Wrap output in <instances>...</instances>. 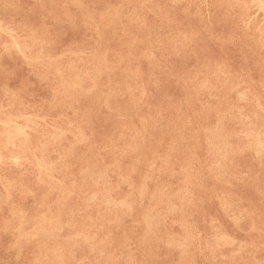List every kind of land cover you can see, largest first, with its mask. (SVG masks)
I'll return each mask as SVG.
<instances>
[{"label": "rangeland", "instance_id": "374dc122", "mask_svg": "<svg viewBox=\"0 0 264 264\" xmlns=\"http://www.w3.org/2000/svg\"><path fill=\"white\" fill-rule=\"evenodd\" d=\"M259 1L0 0V264H264Z\"/></svg>", "mask_w": 264, "mask_h": 264}, {"label": "bare ground", "instance_id": "6f19581e", "mask_svg": "<svg viewBox=\"0 0 264 264\" xmlns=\"http://www.w3.org/2000/svg\"><path fill=\"white\" fill-rule=\"evenodd\" d=\"M37 1H38V0H37ZM225 1H226V0H225ZM258 1H259V0H258ZM259 2H260V1H259ZM11 3H12V2H11ZM130 4H131V3H130ZM250 4H251V3H250ZM258 4H259V3H258ZM118 5H119V4H118ZM256 5H257V4H256ZM259 5H261V4H259ZM10 6H11V5H10ZM254 6H255V5H254ZM256 7H257V6H256ZM116 8H117V7H116ZM159 8H160V7H159ZM262 8H263V7H262ZM140 10H141V9H140ZM143 10H144V9H143ZM195 10H196V9H195ZM156 11H157V10H156ZM186 11H187V10H186ZM117 12H118V11H117ZM132 12H133V11H132ZM104 15H105V14H104ZM8 17H9V16H8ZM131 18H132V17H131ZM249 18H250V17H249ZM253 18H254V16H253ZM87 19H88V18H87ZM156 19H157V18H156ZM133 20H134V19H133ZM248 20H249V19H248ZM263 20H264V19H263ZM69 21H70V20H69ZM118 22H119V21H118ZM245 22H246V21H245ZM261 22H262V21H261ZM1 23H2V22H1ZM157 23H158V22H157ZM59 25H60V24H59ZM7 27H8V26H7ZM7 27H6V28H7ZM188 28H189V27H188ZM159 29H160V28H159ZM121 30H122V29H121ZM129 30H130V29H129ZM3 31H4V30H3ZM13 31H14V30H13ZM162 31H163V30H162ZM135 32H136V31H135ZM5 33H6V32H5ZM147 33H148V32H147ZM185 33H186V32H185ZM25 34H26V33H25ZM27 34H28V33H27ZM168 34H169V33H168ZM15 35H17V34H15ZM95 35H96V34H95ZM124 35H125V34H124ZM5 36H8V35H5ZM20 36H22V35H20ZM25 36L27 37V35H25ZM177 36H178V35H177ZM177 36H176V37H177ZM213 36H215V35H213ZM31 37H32V36H31ZM31 37H29V38H31ZM220 37H221V36H220ZM16 38H17V37H16ZM29 38H28V40H29ZM94 38H95V37H94ZM170 38H171V37H170ZM11 39H12V38H11ZM22 39H23V38H22ZM25 40H26V39H25ZM209 40H210V39H209ZM171 41H172V40H171ZM250 41H251V40H250ZM24 42H25V41H24ZM26 42H27V41H26ZM26 42H25V43H26ZM97 42H98V41H97ZM206 42H207V41H206ZM218 42H219V41H218ZM11 43H12V42H11ZM30 43H31V42H30ZM33 43H35V42H33ZM43 43H44V42H43ZM99 43H100V42H99ZM167 43H168V42H167ZM14 44H15V43H14ZM20 44H21V43H20ZM176 44H177V43H176ZM18 45H19V44H18ZM26 45H27V43H26ZM3 46H4V44H3ZM30 46H32V45L30 44ZM169 46H170V45H169ZM180 46H181V45H180ZM187 46H188V45H187ZM6 47H7V46H6ZM9 47H10V46H9ZM17 47H20V46H17ZM17 47H16V48H17ZM40 47H41V46H40ZM207 47H208V46H207ZM7 48H8V47H7ZM29 48H30V47H29ZM181 48H182V47H181ZM211 48H212V47H211ZM260 48H261V47H260ZM10 49H11V48H10ZM14 49H15V48H14ZM30 49H31V48H30ZM65 49H66V48H65ZM171 49H172V48H171ZM175 49H176V48H175ZM5 50H6V49H5ZM20 50H21V49H20ZM20 50H19V51H20ZM26 50H27V49H26ZM8 51H9V50H8ZM22 51H23V50H22ZM27 51H28V50H27ZM48 51H49V50H48ZM174 51H175V50H174ZM199 51H200V50H199ZM199 51H198V52H199ZM9 52H10V51H9ZM25 52H26V51H25ZM59 52H60V51H59ZM68 52H69V51H68ZM1 53H2V52H1ZM29 53H30V52H29ZM62 53H65V52H62ZM62 53H61V55H63ZM66 53H67V52H66ZM76 53H79V52H76ZM118 53H119V52H118ZM10 54H11V53H10ZM13 54H14V53H13ZM48 54H49V53H48ZM145 54H147V53H145ZM23 55H24V54H23ZM30 55H31V54H30ZM32 55H33V54H32ZM35 55H36V54H35ZM44 55H45V54H44ZM73 55H75V53H74ZM76 55H77V54H76ZM51 56H52V55H51ZM55 56H56V55H55ZM57 56H58V55H57ZM145 56H146V55H145ZM29 57H30V56H29ZM44 57H45V56H44ZM49 57H50V56H49ZM49 57H48V58H49ZM61 57H62V56H61ZM64 57H65V56H64ZM69 57H70V56H69ZM24 58H25V57H24ZM33 58H34V57H33ZM38 58H39V57H38ZM65 58H66V57H65ZM80 58H81V57H80ZM16 59H17V58H16ZM31 59H32V58H31ZM34 59H35V58H34ZM42 59H45V58H42ZM29 60H30V59H29ZM49 60H50V59H49ZM119 60H120V59H119ZM27 61H28V60H27ZM62 61H63V60H62ZM68 61H69V60H68ZM83 61H84V60H83ZM186 61H187V60H186ZM51 62H52V60H51ZM59 62H60V61H59ZM72 62H73V61H72ZM27 63H28V62H27ZM37 63H38V62H37ZM66 63H68V62H66ZM77 63H78V62H77ZM41 64H42V63H41ZM52 64H53V63H52ZM54 64H55V63H54ZM72 64H73V63H72ZM95 64H96V63H95ZM186 64H187V63H186ZM37 65H38V64H37ZM47 65H48V64H47ZM106 65H107V64H106ZM237 65H238V64H237ZM23 66H24V65H23ZM45 66H46V65H45ZM49 66H50V65H49ZM64 66H65V64H64ZM72 66H73V65H72ZM199 66H200V65H199ZM7 67H9V66H7ZM36 67H37V66H36ZM60 67H61V66H60ZM248 67H249V66H248ZM19 68H20V67H19ZM27 68H28V67H27ZM33 68H34V67H33ZM38 68H39V67H38ZM97 68H98V67H97ZM224 68H225V67H224ZM239 68H240V67H239ZM25 69H26V68H25ZM68 69H70V68H68ZM73 69H74V68H73ZM84 69H85V68H84ZM95 69H96V68H95ZM34 70H35V69H34ZM127 70H128V69H127ZM127 70H126V71H127ZM215 70H216V68H215ZM40 71H41V70H40ZM46 71H47V70H46ZM48 71H49V70H48ZM84 71H85V70H84ZM84 71H83V72H84ZM86 71H87V70H86ZM95 71H96V70H95ZM240 71H241V70H240ZM244 71H245V70H244ZM30 72H31V71H30ZM132 72H133V71H132ZM12 73H13V72H12ZM47 73H48V72H47ZM97 73H98V71H97ZM124 73H125V72H124ZM127 73H128V72H127ZM30 74H31V73H30ZM32 74H34V73H32ZM77 74H78V73H77ZM77 74H76V75H77ZM79 74H82V75H83V73H79ZM39 75H40V74H39ZM57 75H58V74H57ZM85 75H86V74H85ZM89 75H90V74H89ZM98 75H99V74H98ZM43 76H44V75H43ZM45 76H47V75H45ZM133 76H134V75H133ZM47 77H48V76H47ZM71 77H72V76H71ZM85 77H87V76H85ZM82 78H83V76H82ZM87 78H88V77H87ZM127 78H128V77H127ZM36 79H37V78H36ZM89 79H90V78H89ZM93 79H94V76H93ZM125 79H126V78H125ZM129 79H130V78H129ZM232 79H233V78H232ZM44 80H45V79H44ZM153 80H154V79H153ZM49 81H50V80H49ZM231 81H232V80H231ZM63 82H64V81H63ZM69 82H70V81H69ZM79 82H80V81H79ZM240 82H241V81H240ZM252 82H253V81H252ZM61 83H62V82H61ZM67 83H68V82H66V85H67ZM248 83H249V82H248ZM33 84H34V82H33ZM75 84L78 85V83H75ZM75 84H74V86H75ZM79 84H80V83H79ZM199 84H200V83H199ZM204 84H205V83H204ZM242 84H243V83H242ZM245 84H247V83H245ZM250 84H251V83H250ZM62 85H63V83H62ZM93 85H95V84L93 83ZM93 85H92V86H93ZM60 86H61V85H60ZM79 86H80V85H79ZM79 86H78V87H79ZM251 86H252V84H251ZM67 87H68V86H67ZM76 87H77V86H76ZM253 87H254V86H253ZM60 88H61V87H60ZM92 88H93V87H92ZM109 88H110V87H109ZM212 88H214V87H212ZM71 89H72V88H71ZM93 89H94V88H93ZM126 89H127V88H126ZM238 89H239V87H238ZM249 89H250V88H249ZM1 90H2V89H1ZM64 90H65V89H64ZM86 90H87V89H86ZM212 90H213V89H212ZM45 91H46V90H45ZM56 91H57V90H56ZM56 91H55V92H56ZM65 91H67V90H65ZM87 91H88V90H87ZM90 91H91V90H90ZM90 91H89V92H90ZM142 91H143V90H142ZM53 92H54V90H53ZM61 92H62V91H61ZM84 92H85V91H84ZM160 92H161V91H160ZM208 92H209V91H208ZM239 92H240V91H239ZM6 93H7V92H6ZM72 93H73V92H72ZM142 93H143V92H142ZM161 93H162V92H161ZM161 93H160V94H161ZM194 93H195V92H194ZM206 93H207V92H206ZM206 93H205V94H206ZM214 93H215V91H214ZM219 93H220V92H219ZM230 93H231V92H230ZM256 93H257V92H256ZM8 94H9V92H8ZM85 94H86V93H85ZM87 94H88V93H87ZM118 94H119V93H118ZM216 94H217V93H216ZM236 94H237V93H236ZM247 94H248V92H247ZM249 94H250V93H249ZM47 95H48V94H47ZM54 95H55V94H54ZM58 95H60V94H58ZM61 95H62V94H61ZM72 95H73V94H72ZM162 95H163V94H162ZM162 95H161V96H162ZM4 96H6V95H4ZM10 96H11V95H10ZM63 96H65V95H63ZM83 96H84V95H83ZM121 96H122V95H121ZM121 96H120V97H121ZM142 96H143V95H142ZM190 96H191V95H190ZM221 96H222V95H221ZM233 96H234V95H233ZM237 96H239V95H237ZM247 96H248V95H247ZM50 97H51V96H50ZM59 97H60V96H59ZM70 97H71V96H70ZM182 97H183V96H182ZM230 97H231V96H230ZM230 97H229V98H230ZM261 97H262V96H261ZM3 98H4V97H3ZM8 98H9V97H8ZM63 98H64V97H63ZM233 98H234V97H233ZM237 98H238V97H237ZM256 98H257V97H256ZM49 99H50V98H49ZM72 99H73V98H72ZM96 99H97V98H96ZM140 99H141V98H140ZM159 99H160V98H159ZM183 99H184V98H183ZM208 99H209V98H208ZM251 99H252V98H251ZM13 100H14V99H13ZM137 100H138V99H137ZM179 100H180V99H179ZM185 100H186V99H185ZM244 100H245V99H244ZM232 101H233V100H232ZM260 101H261V100H260ZM13 102H14V101H13ZM105 102H106V100H105ZM160 102H161V101H160ZM212 102H213V100H212ZM241 102H242V101H241ZM258 102H259V101H258ZM139 103H140V102H139ZM162 103H163V102H162ZM187 104H188V103H187ZM228 104H229V103H228ZM228 104H227V105H228ZM232 104H233V103H232ZM232 104H231V105H232ZM26 105H27V104H26ZM62 105L64 106V104H62ZM108 105H109V104H108ZM172 105H173V104H172ZM207 105H208V104H207ZM8 106H9V105H8ZM8 106H7V107H8ZM68 106H69V105H68ZM161 106H162V105H161ZM169 106H170V104H169ZM178 106H180V104H179ZM221 106H222V105H221ZM223 106H224V105H223ZM19 107H20V106H19ZM159 107H160V106H159ZM231 107H232V106H231ZM257 107H258V106H257ZM5 108H6V107H5ZM5 108H4V109H5ZM166 108H167V107H166ZM168 108H169V107H168ZM186 108H187V107H186ZM192 108H193V107H192ZM238 108H240V107H238ZM253 108H254V107H253ZM259 108H260V107H259ZM30 109H31V108H30ZM34 109H35V108H34ZM40 109H42V108H40ZM78 109H79V108H78ZM211 109H212V108H211ZM229 109H230V108H229ZM11 110H12V109H11ZM31 110H32V109H31ZM88 110H89V109H88ZM146 110H148V109H146ZM164 110H165V109H164ZM174 110H175V109H174ZM237 110H238V109H237ZM240 110H241V109H240ZM240 110H238V111L240 112ZM243 110H244V108H243ZM5 111H6V109H5ZM7 111H8V110H7ZM22 111H23V110H22ZM83 111H84V110H83ZM182 111H183V110H182ZM202 111H203V110H202ZM202 111H201V112H202ZM20 112H21V111H20ZM122 112H123V111H122ZM167 112H168V111H167ZM169 112H170V111H169ZM173 112H174V111H173ZM180 112H181V111H180ZM184 112H185V111H184ZM235 112H236V111H235ZM255 112H257V111H255ZM14 113H16V112H14ZM76 113H77V112H76ZM124 113H125V112H124ZM133 113H134V112H133ZM147 113H148V112H147ZM170 113H171V112H170ZM247 113H248V112H247ZM247 113H246V114H247ZM1 114H2V113H1ZM8 114H9V113H8ZM235 114H236V113H235ZM114 115H115V114H114ZM236 115H237V114H236ZM3 116H4V115H3ZM15 116H16V115H15ZM26 116H27V115H26ZM26 116H25V117H26ZM29 116H30V115H29ZM71 116H72V115H71ZM217 116H218V115H217ZM254 116H256V115H254ZM13 117H14V116H13ZM21 117H22V116H21ZM32 117H33V115H32ZM177 117H178V116H177ZM245 117H247V116H245ZM248 117H249V116H248ZM10 118H12V117L10 116ZM10 118H9V119H10ZM93 118H94V117H93ZM208 118H209V117H208ZM227 118H228V117H227ZM263 118H264V117H263ZM22 119L25 120V119H27V118H23V117H22ZM56 119H57V117H56ZM59 119H60V118H59ZM81 119H82V118H81ZM225 119H226V118H225ZM229 119H230V118H229ZM240 119H241V117H240ZM242 119H243V118H242ZM16 120H17V118H16ZM33 120H34V119H33ZM217 120H218V119H217ZM227 120H228V119H227ZM28 121L30 122V121H32V120H29V119H28ZM35 121H36V120H35ZM215 121H216V120H215ZM253 121H254V120H253ZM10 122H11V121H10ZM10 122H9V123H10ZM15 122H16V121H15ZM121 122H123V121H121ZM225 122H226V121H225ZM236 122H237V121H236ZM243 122H245V121H243ZM259 122H261V121H259ZM11 123H12V122H11ZM68 123H69V122H68ZM219 123H221V122H219ZM227 123H228V122H227ZM254 123H255V122H254ZM256 123H257V122H256ZM0 124H1V122H0ZM2 124H3V122H2ZM122 124H123V123H122ZM6 125H7V124H6ZM31 125H32V124H31ZM33 125H34V124H33ZM166 125H167V124H166ZM215 125H216V124H215ZM246 125H247V124H246ZM248 125H249V124H248ZM44 126H45V124H44ZM68 126H69V125H68ZM122 126H123V125H122ZM122 126H121V127H122ZM182 126H183V125H182ZM211 126H212V125H211ZM219 126H220V125H219ZM9 127H10V126H9ZM14 127H16V126H14ZM21 127H24V126H21ZM76 127H77V126H76ZM78 127H79V126H78ZM40 128H41V127H40ZM51 128H52V127H51ZM68 128H69V127H68ZM74 128H75V127H74ZM132 128H133V127H132ZM16 129H17V127H16ZM16 129H15V130H16ZM19 129H20V127H19ZM22 129H23V128H22ZM26 129H27V128H26ZM53 129H54V128H53ZM258 129H259V128H258ZM23 130H24V129H23ZM29 130H30V129H29ZM75 130H76V129H75ZM78 130H79V129H78ZM123 130H124V129H123ZM126 130H127V129H126ZM214 130H215V129H214ZM218 130H219V129H218ZM20 131H21V130H20ZM32 131H33V130H32ZM80 131H81V130H80ZM215 131H216V130H215ZM255 131H256V130H255ZM21 132H22V131H21ZM34 132H35V131H34ZM133 132H134V131H133ZM136 132H138V131H136ZM209 132H210V131H209ZM242 132H243V131H242ZM250 132H251V131H250ZM250 132H249V133H250ZM23 133H24V132H23ZM61 133L63 134V131H62ZM67 133H68V131H67ZM142 133H143V132H142ZM57 134H58V133H57ZM59 134H60V133H59ZM216 134H217V133H216ZM237 134H238V133H237ZM240 134H241V133H240ZM242 134H244V133H242ZM25 135H26V134H25ZM50 135H51V134H50ZM55 135H56V134H55ZM64 135H65V134H64ZM206 135H207V134H206ZM211 135H212V134H211ZM253 135H254V134H253ZM52 136H54V135H52ZM73 136H74V135H73ZM250 136H251V135H250ZM257 136H258V135H257ZM58 137H59V136H58ZM75 137H76V136H75ZM122 137H123V136H122ZM122 137H121V138H122ZM141 137H142V136H141ZM205 137H206V139H207L208 136H205ZM244 137H245V136H244ZM244 137H243V138H244ZM254 137H255V136H254ZM54 138H56V136H55ZM59 138H60V137H59ZM83 138H84V137H83ZM212 138H213V137H212ZM250 138H251V137H250ZM33 139H34V138H33ZM43 139H44V138H43ZM49 139H50V138H49ZM52 139H53V138H52ZM210 139H211V137H210ZM216 139H217V138H216ZM219 139H220V138H219ZM24 140H25V138H24ZM50 140H51V139H50ZM55 140H56V139H55ZM79 140H80V139H79ZM81 140H82V139H81ZM117 140H118V139H117ZM129 140H130V139H129ZM196 140H197V139H196ZM213 140H214V139H213ZM251 140H252V139H251ZM47 141H48V140H47ZM112 141H113V140H112ZM137 141H138V139H137ZM24 142H25V141H24ZM43 142H45V141H43ZM53 142H54V141H53ZM157 142H158V141H157ZM206 142H209V141H206ZM84 143H85V142H84ZM136 143H137V142H136ZM248 143H249V142H248ZM251 143H253V142H251ZM263 143H264V142H263ZM24 144H25V143H24ZM133 144H134V142H133ZM208 144H211V143H208ZM220 144H221V143H220ZM223 144H224V143H223ZM245 144H246V143H245ZM42 145H43V143H42ZM206 145H207V143H206ZM225 145H226V144H225ZM248 145H249V144H248ZM263 145H264V144H263ZM44 146H45V145H44ZM47 146H48V145H47ZM180 146H181V145H180ZM180 146H179V147H180ZM215 146H216V145H215ZM228 146H229V145H228ZM228 146H227V147H228ZM42 147H43V146H42ZM45 147H46V146H45ZM125 147H126V146H125ZM209 147H210V146H209ZM211 147H212V144H211ZM211 147H210V148H211ZM216 147H217V146H216ZM246 147H248V146L246 145ZM246 147H245V148H246ZM249 147L251 148V145H250ZM252 147H255V148H256L257 146L253 145ZM262 147H263V146H262ZM262 147H261V148H262ZM2 148H3V147H2ZM15 148H16V147H15ZM34 148H35V147H34ZM212 148H213V147H212ZM245 148H244V149H245ZM258 148H259V147H258ZM62 149H63V147H62ZM66 149H67V148H66ZM72 149H74V148H72ZM217 149H218V148H217ZM224 149H225V148H224ZM32 150H33V149H32ZM118 150H119V149H118ZM170 150H171V149H170ZM250 150H255V149L253 148V149H250ZM28 151H29V150H28ZM41 151H42V150H41ZM68 151H69V150H68ZM180 151H181V150H180ZM210 151L212 152V150H210ZM216 151H217V150H216ZM222 151H223V150H222ZM259 151H260V150H259ZM33 152H34V151H33ZM39 152H40V151H39ZM43 152H44V151H43ZM87 152H88V151H87ZM118 152H119V151H118ZM252 152H253V151H252ZM261 152H262V150H261ZM216 153H217V155H218V152H216ZM263 153H264V152H263ZM21 154H22V153H21ZM29 154H30V153H29ZM40 154H42V153H40ZM54 154H55V153H54ZM207 154H208V153H207ZM211 154H212V153H211ZM211 154H210V155H211ZM213 154H215V153H213ZM258 154H259V153H258ZM260 154H261V153H260ZM23 155H24V154H23ZM49 155H50V154H49ZM67 155H68V154H67ZM116 155H117V154H116ZM254 155H256V154L254 153ZM17 156H18V155H17ZM17 156H16V157H17ZM21 156H22V155H21ZM96 156H97V155H96ZM218 156H220V155H218ZM221 156H222V155H221ZM12 157H13V156H12ZM19 157H20V155H19ZM64 157H65V156H64ZM17 158H18V157H17ZM24 158H25V157H24ZM68 158H69V157H68ZM7 159H9V158H7ZM10 159H11V158H10ZM26 159H27V158H26ZM39 159H40V158H39ZM45 159H46V158H45ZM63 159H64V158H63ZM65 159H66V158H65ZM220 159H222V158H220ZM4 160H5V159H4ZM19 160H20V159H19ZM19 160H18V161H19ZM37 160H38V159H37ZM41 160H42V159H41ZM27 161H28V160H27ZM63 161H64V160H63ZM86 161H87V159H86ZM216 161H217V160H216ZM219 161H220V160H219ZM223 161H224V160H223ZM229 161H230V160H229ZM13 162H14V161H13ZM39 162H40V160H39ZM160 162H161V161H160ZM167 162H168V161H167ZM212 162H213V160H212ZM14 163H15V162H14ZM16 163H17V162H16ZM116 163H117V162H116ZM116 163H115V164H116ZM161 163H162V162H161ZM188 163H189V162H188ZM188 163H187V164H188ZM210 163H211V162H210ZM214 163H215V161H214ZM30 164H31V163H30ZM36 164H38V163H36ZM40 164H42V162H41ZM52 164H56V163H52ZM85 164H86V163H85ZM228 164H230V163H228ZM43 165H44V163H43ZM150 165H151V164H150ZM214 165H215V164H214ZM214 165H213V166H214ZM4 166H5V165H4ZM39 166H40V165H39ZM41 166H42V165H41ZM44 166H45V165H44ZM63 166H64V165H63ZM148 166H149V165H148ZM151 166H152V165H151ZM15 167H16V165H15ZM20 167H21V166H20ZM35 167H36V166H35ZM61 167H62V166H61ZM61 167H60V168H61ZM216 167H217V165H216ZM38 168H39V167H38ZM46 168H47V167H46ZM46 168H44V171H45ZM48 168H52V165H51V167H48ZM53 168H54V166H53ZM53 168H52V169H53ZM64 168H65V166H64ZM68 168H69V167H68ZM40 169H41V168H40ZM58 169H59V168H58ZM66 169H67V167H66ZM156 169H157V168H156ZM207 169H208V168H207ZM219 169H220V167H219ZM17 170H18V169H17ZM19 170H20V169H19ZM53 170H54V169H53ZM87 170H88V169H87ZM105 170H107V169H105ZM208 170H209V169H208ZM221 170H222V169H221ZM221 170H219V171H221ZM37 171H38V170H37ZM54 171H55V170H54ZM61 171H62V170H61ZM157 171H158V170H157ZM211 171H212V170H211ZM223 171H224V170H223ZM223 171H222V172H223ZM39 172H40V171H39ZM39 172H38V175H39ZM47 172H48V171H47ZM55 172H56V171H55ZM84 172H85V170H84ZM104 172H105V171H104ZM104 172H103V173H104ZM144 172H145V171H144ZM188 172H189V171H188ZM217 172H218V171H217ZM222 172H221V173H222ZM44 173H45V172H44ZM52 173H53V171H52ZM82 173H83V172H82ZM42 174H43V173H42ZM87 174H88V173H87ZM146 174H147V173H146ZM215 174H216V173H215ZM218 174H219V173H218ZM218 174H217V175H218ZM21 175H22V174H21ZM48 175H49V174H48ZM56 175H57V174H56ZM62 175H63V174H62ZM78 175H79V174H78ZM111 175H112V174H111ZM157 175H158V174H157ZM220 175H221V174H220ZM224 175H225V174H224ZM83 176H84V175H83ZM90 176H91V175H90ZM97 176L101 177L102 174H101V176H100V175H97ZM144 176H145V175H144ZM172 176H173V175H172ZM94 177H95V175H94ZM103 177H105V176H103ZM220 177H221V176H220ZM39 178H40V176H39ZM49 178H50V177H49ZM71 178H72V177H71ZM101 178H102V177H101ZM107 178H108V177H107ZM183 178H184V177H183ZM194 178H195V174H194ZM88 179H89V178H88ZM103 179H104V178H103ZM140 179H141V178H140ZM142 179H143V178H142ZM41 180H43V179H41ZM60 180H62V178H61ZM97 180H99V179H97ZM97 180H95V181H97ZM104 180H105V179H104ZM120 180H121V179H120ZM124 180H125V179H123V181H124ZM4 181H7V180H4ZM38 181H40V180H38ZM50 181H51V180H50ZM50 181H49V182H50ZM123 181H122V182H123ZM8 182H9V181H8ZM13 182H15V180H14ZM13 182H12V183H13ZM42 182H45V181H42ZM57 182H58V181H57ZM70 182H71V181H70ZM90 182H91V181H90ZM119 182H120V181H119ZM143 182H144V181H143ZM219 182H220V181H219ZM5 183H6V182H5ZM18 183H19V182H18ZM71 183H72V182H71ZM93 183L95 184V182H93ZM101 183H102V182H101ZM103 183L105 184L104 181H103ZM103 183H102V184H103ZM106 183H107V182H106ZM124 183H125V181H124ZM6 184H7V186H10L11 182H10L9 185H8V183H6ZM41 184H42V183H41ZM44 184H45V183H44ZM52 184H53V182H52ZM55 184H56V183H55ZM58 184H59V182H58ZM69 184H70V183H69ZM107 184H108V183H107ZM214 184H215V183H214ZM46 185L48 186V184H46ZM70 185H71V184H70ZM124 185H125V184H124ZM7 186H6V187H7ZM14 186H15V185H14ZM43 186H44V185H43ZM52 186H53V185H52ZM56 186H57V185H56ZM72 186H73V185H72ZM96 186H97V185H96ZM96 186H95V187H96ZM106 186H107V185H106ZM143 186H144V185H143ZM161 186H162V185H161ZM219 186H220V185H219ZM54 187H55V186H54ZM139 187H140V186H139ZM154 187H155V186H154ZM158 187H159V186H158ZM162 187H164V186H162ZM35 188H36V187H35ZM51 188H52V187H51ZM58 188H59V187H58ZM72 188H73V187H72ZM72 188H71V189H72ZM114 188H115V187H114ZM128 188H129V187H128ZM141 188H142V187H141ZM141 188H140V189H141ZM145 188H146V187H145ZM8 189H9V188H8ZM24 189H25V188H24ZM105 189H106V188H105ZM108 189H109V188H108ZM154 189H155V188H154ZM156 189H157V188H156ZM164 189H165V188H164ZM184 189H185V188H184ZM55 190H56V189H55ZM72 190H73V189H72ZM130 190H131V189H130ZM26 191H27V188H26ZM35 191H36V190H35ZM56 191H57V190H56ZM59 191H60V190H59ZM65 191H66V190H65ZM103 191H104V190H103ZM103 191H102V192H103ZM137 191H138V190H137ZM139 191H140V190H139ZM153 191H154V190H153ZM186 191H187V190H186ZM8 192H9V190H8ZM30 192H31V191H30ZM33 192H34V191H33ZM62 192H63V191H62ZM105 192H106V191H105ZM107 192H108V190H107ZM156 192H157V191H156ZM161 192H162V191H161ZM168 192H169V191H168ZM24 193H25V192H24ZM53 193H54V192H53ZM68 193L70 194V191L67 192V194H68ZM127 193H128V192H127ZM130 193H131V192H130ZM157 193H158V192H157ZM174 193H176V192H174ZM5 194H6V193H5ZM105 194H106V193H105ZM137 194H138V193H137ZM171 194H172V193H171ZM186 194H187V193H186ZM7 195H8V194H7ZM26 195H27V194H26ZM29 195H30V194H29ZM77 195H78V194H77ZM90 195H91V194H90ZM108 195H109V194H108ZM150 195H151V194H150ZM150 195H149V197H150ZM160 195H161V194H160ZM168 195H169V193H168ZM172 195H173V194H172ZM2 196H3V195H2ZM5 196H6V195H5ZM5 196H4V197H5ZM50 196H51V195H50ZM67 196H69V195H67ZM92 196H94V194H93ZM96 196H97V195L95 194V197H96ZM99 196H100V195H99ZM102 196H103V195H102ZM106 196H107V195H106ZM106 196H105V197H106ZM183 196H184V195H183ZM220 196H221V195H220ZM0 197H1V196H0ZM29 197H30V196H29ZM97 197H98V196H97ZM108 197H109V196H108ZM149 197H148V198H149ZM161 197H162V196H161ZM164 197H165V196H164ZM167 197H168V196H167ZM167 197H165V199H166ZM170 197H171V195H170ZM170 197H169V198H170ZM181 197H182V196H181ZM103 198H104V197H103ZM103 198H101V199H103ZM139 198H140V197H139ZM139 198H138V200H139ZM141 198H142V196H141ZM141 198H140V199H141ZM7 199H8V198H7ZM67 199H68V198H67ZM89 199H90V201H91V198H89ZM95 199H96V198H95ZM95 199H93V200H95ZM104 199H106V198H104ZM133 199H134V198H133ZM177 199H178V198H176V200H177ZM185 199H186V198H185ZM218 199H219V198H218ZM64 200H65V199H64ZM64 200H63V201H64ZM80 200H82V199H80ZM119 200H120V199H119ZM147 200H148V199H147ZM179 200H180V198H179ZM181 200H182V199H181ZM0 201H1V200H0ZM5 201H7V200H5ZM58 201H59V200H58ZM97 201H98V200H97ZM105 201H106V200H105ZM105 201H104V202H105ZM107 201H108V200H107ZM139 201H140V200H139ZM163 201H164V200H163ZM166 201H168V199H167ZM221 201H222V200H221ZM93 202H94V201H93ZM116 202H117V201H116ZM187 202H188V200H187ZM1 203H2V202H1ZM6 203H7V202H5V204H6ZM52 203H53V202H52ZM98 203H99V202H98ZM117 203H118V202H117ZM124 203H125V202H124ZM127 203H128V202H127ZM139 203H140V202H139ZM165 203H166V202H165ZM179 203H180V202H179ZM185 203H186V202H185ZM29 204H30V202H29ZM63 204H64V203H63ZM90 204H91V203H90ZM101 204H103V203H101ZM107 204H108V203H107ZM107 204H106V205H107ZM113 204H115V203H113ZM120 204H121V203H120ZM168 204H169V203H168ZM41 205H42V204H41ZM60 205H62V204H60ZM60 205H59V206H60ZM122 205H123V204H122ZM226 205H227V204H226ZM107 206H108V205H107ZM114 206H115V205H114ZM168 206H170V204H169ZM168 206H167V207H168ZM171 206H173V205H171ZM23 207H24V206H23ZM39 207H40V206H39ZM96 207H97V206H96ZM100 207H101V205H100ZM108 207H109V206H108ZM123 207H125V206H123ZM145 207H146V206H145ZM165 207H166V206H165ZM191 207H192V206H191ZM200 207H201V206H200ZM84 208H85V207H84ZM86 208H88V207H86ZM112 208H113V207H112ZM147 208L149 209V207H147ZM180 208H181V207H180ZM25 209H26V208H25ZM65 209H66V208H65ZM106 209H108V208H106ZM119 209H121V208H119ZM169 209L171 210L170 207L168 208V211H169ZM173 209H174V208H173ZM173 209H172V210H173ZM176 209H177V208H176ZM220 209H221V208H220ZM70 210H71V209H70ZM86 210H88V209H86ZM98 210H99V209H98ZM150 210H151V208H150ZM12 211H13V210H12ZM57 211H58V210H57ZM68 211H69V210H68ZM68 211H67V212H68ZM83 211H84V209H83ZM96 211H97V210H96ZM103 211H104V210H103ZM109 211H110V210H109ZM125 211H126V210H125ZM127 211H128V209H127ZM148 211H149V210H148ZM166 211H167V210H166ZM180 211H181V210H180ZM59 212H60V211H59ZM110 212H111V211H110ZM162 212H163V211H162ZM170 212H172V211H170ZM178 212H179V211H178ZM221 212H222V210H221ZM231 212H232V211H231ZM231 212H229V213H231ZM17 213H18V212H16L15 214H17ZM146 213H147V212H146ZM148 213H149V212H148ZM148 213H147V214H148ZM224 213H225V212H224ZM19 214H20V213H19ZM23 214H24V213H23ZM40 214H41V213H40ZM50 214H51V213H50ZM68 214H69V212H68ZM110 214H111V213H110ZM110 214H109V215H110ZM169 214H170V213H169ZM188 214H189V213H188ZM21 215H22V214H21ZM43 215H44V214H43ZM58 215H59V214H58ZM107 215H108V214H107ZM117 215H118V214H117ZM121 215H123V214H121ZM129 215H130V214H129ZM143 215H145V213H144ZM153 215H154V214H153ZM245 215H246V214H245ZM12 216H13V215H12ZM87 216H88V215H87ZM95 216H96V215H95ZM119 216H120V214H119ZM119 216H118V218H119ZM145 216H146V215H145ZM145 216H144V217H145ZM161 216H162V215H161ZM182 216H183V215H182ZM21 217H22V216H21ZM21 217H19V218L21 219ZM42 217H43V216H42ZM61 217H62V216H61ZM69 217H71V216H69ZM110 217H111V216H110ZM116 217H117V216H116ZM122 217H123V216H122ZM125 217H126V216H125ZM144 217H143V218H144ZM22 218H23V217H22ZM36 218H37V217H36ZM44 218H45V215H44ZM44 218H43V219H44ZM56 218H58V217H56ZM56 218H55V219H56ZM89 218H90V217H89ZM128 218H130V217H128ZM150 218H151V217H150ZM235 218H236V217H235ZM239 218H240V217H239ZM32 219H34V218H32ZM39 219H40V218H39ZM97 219H98V218H97ZM102 219H104V218H102ZM113 219H114V218H113ZM113 219H112V220H113ZM126 219H127V218H126ZM152 219H153V218H152ZM154 219H158V218H155V217H154ZM227 219H228V218H227ZM8 220H10V219H8ZM34 220H35V219H34ZM95 220H96V219H95ZM105 220H106V219H105ZM115 220H116V219H115ZM143 220H144V219H143ZM230 220H231V217H230ZM234 220H235V219H234ZM21 221H22V220H21ZM96 221H98V220H96ZM108 221H109V219H108ZM110 221H111V220H110ZM121 221H122V219H121ZM150 221H151V220H150ZM25 222H26V221H25ZM49 222H50V221H49ZM90 222H91V221H90ZM105 222H107V221H105ZM116 222H117V221H116ZM145 222H146V221H145ZM210 222H211V221H210ZM234 222H235V221H234ZM234 222H233V223H234ZM18 223H19V221H18ZM20 223H21V222H20ZM22 223H24V222H22ZM26 223H27V222H26ZM28 223H29V222H28ZM42 223H43V222H42ZM51 223H52V222H51ZM55 223H56V222H55ZM91 223H92V222H91ZM93 223H94V222H93ZM93 223H92V224H93ZM141 223H142V222H141ZM146 223H147V222H146ZM171 223H172V222H171ZM182 223H183V222H182ZM233 223H232V224H233ZM8 224H9V223H8ZM53 224H54V223H53ZM64 224H65V223H64ZM66 224H67V223H66ZM156 224H157V223H156ZM184 224H185V223H184ZM18 225H19V224H18ZM23 225H24V224H23ZM25 225H26V224H25ZM40 225H41V224H40ZM49 225H50V223H49ZM102 225H103V224H102ZM148 225H149V224H148ZM153 225H154V224H153ZM233 225H234V224H233ZM36 226H37V225H36ZM59 226H60V225H59ZM92 226H93V225H92ZM134 226H135V225H134ZM150 226H151V225H150ZM41 227H42V226H41ZM51 227H52V226H51ZM94 227H95V226H94ZM100 227H101V226H100ZM177 227H178V226H177ZM183 227H184V226H183ZM236 227H237V226H236ZM250 227H251V226H250ZM7 228H8V227H7ZM34 228H36V227H34ZM52 228H53V227H52ZM101 228H102V227H101ZM184 228H185V227H184ZM39 229H40V228H39ZM85 229H86V228H85ZM91 229H92V228H91ZM104 229H105V228H104ZM13 230H15V229H13ZM31 230H33V229L31 228ZM50 230H51V229H50ZM56 230H57V229H56ZM59 230H60V228H59ZM62 230H63V228H62ZM137 230H138V229H137ZM150 230H151V229H150ZM191 230H192V229H191ZM212 230H213V229H212ZM5 231H6V230H5ZM28 231H29V230H28ZM37 231H38V230H37ZM37 231H36V232H37ZM41 231L43 232L44 230L42 229ZM107 231H108V230H107ZM0 232H1V231H0ZM3 232H4V231H3ZM18 232H19V230H18ZM26 232H27V231H26ZM81 232H82V231H81ZM137 232H138V231H137ZM150 232H151V231H150ZM183 232H185V231L183 230ZM47 233H48V232H47ZM57 233H58V231H57ZM59 233H60V232H59ZM79 233H80V231L78 232V235H79ZM146 233H148V232H146ZM188 233H189V232H188ZM213 233H214V232H213ZM25 234H26V233H25ZM40 234H41V233H40ZM48 234H51V233H48ZM73 234H74V233H73ZM80 234H81V233H80ZM83 234H84V233H83ZM144 234H145V233H144ZM232 234H233V233H232ZM0 235H1V234H0ZM21 235H22V234H21ZM51 235H52V234H51ZM56 235H57V234H56ZM76 235H77V234H76ZM93 235H94V233H93ZM117 235H118V234H117ZM145 235H146V234H145ZM148 235H149V234H148ZM188 235H189V234H188ZM220 235H221V233H220ZM1 236H2V235H1ZM86 236H87V235H86ZM119 236H120V234H119ZM186 236H187V235H186ZM186 236H185V237H186ZM24 237H25V236H24ZM27 237H28V236H27ZM47 237H48V236H46V238H47ZM87 237H88V236H87ZM95 237H96V236H95ZM144 237H145V236H144ZM217 237L219 238V236H217ZM222 237H223V236H222ZM18 238H20V237H18ZM21 238H22V237H21ZM31 238H32V237H31ZM33 238H35V237H33ZM33 238H32V239H33ZM44 238H45V237H44ZM75 238H76V237H75ZM91 238H92V237H91ZM189 238H190V237H189ZM211 238H212V237H211ZM225 238H226V237H225ZM225 238H224V239H225ZM257 238H258V236H257ZM16 239H17V238H16ZM55 239H56V238H55ZM66 239H67V238H66ZM80 239H81V238H80ZM106 239H107V238H106ZM118 239H119V238H118ZM170 239H171V237H170ZM181 239H183V237H182ZM191 239H192V238H191ZM191 239H190V240H191ZM224 239H223V240H224ZM226 239H227V238H226ZM226 239H225V240H226ZM229 239H230V238H229ZM74 240H75V239H74ZM74 240H71V241H74ZM89 240H90V239H89ZM93 240H94V239H93ZM188 240H189V239H188ZM214 240H215V238H214ZM216 240H217V239H216ZM126 241H127V240H126ZM169 241H170V240H169ZM174 241L178 242L177 240H174ZM184 241H185V240H184ZM204 241H205V240H204ZM15 242H16V241H15ZM15 242H14V243H15ZM60 242H61V241H60ZM69 242H70V241H69ZM75 242H76V241H75ZM79 242H80V241H79ZM164 242H165V240H164ZM167 242H168V241H167ZM180 242H181V241H180ZM180 242H179V243H180ZM189 242H190V241H189ZM196 242H197V241H196ZM211 242H212V241H211ZM218 242H219V241H218ZM222 242H223V241H222ZM222 242H221V244H222ZM228 242H229V240H228ZM71 243H72V242H71ZM81 243H82V241H81ZM84 243L86 244L85 241H84ZM91 243H92V242H91ZM91 243H90V244H91ZM110 243H112V242H110ZM174 243H175V242H174ZM229 243H230V242H229ZM250 243H251V242H250ZM42 244H43V241H42ZM65 244H66V243H65ZM148 244H149V242H148ZM150 244H151V243H150ZM163 244H164V243H163ZM167 244H168V243H167ZM177 244H178V243H177ZM215 244H216V243H215ZM219 244H220V243H219ZM221 244H220V245H221ZM78 245H79V244H78ZM95 245H96V244H95ZM170 245H171V244H170ZM175 245H176V244H175ZM190 245H191V244H190ZM213 245H214V243H213ZM12 246H14V245H12ZM67 246H68V245H67ZM72 246H74V245H72ZM72 246H70V247H72ZM89 246H91V245H89ZM108 246H109V245H108ZM171 246H172V245H171ZM176 246H177V245H176ZM176 246H174V248H175ZM178 246H179V245H178ZM178 246H177V248H178ZM180 246H181V245H180ZM204 246H205V245H204ZM214 246H215V245H214ZM223 246H224V245H223ZM227 246H228V245H226V247H227ZM234 246H235V245H234ZM236 246H237V245H236ZM36 247H37V246H36ZM74 247H76V246H74ZM156 247H157V246H156ZM168 247H170V246H168ZM183 247H184V246H183ZM90 248H91V247H90ZM92 248H93V247H92ZM212 248H214V247H212ZM243 248H244V247H243ZM261 248H262V247H261ZM64 249H66V248H64ZM70 249H71V248H70ZM70 249H69V250H70ZM83 249H84V248H83ZM166 249H167V248H166ZM201 249H202V248H201ZM221 249H222V248H221ZM14 250H15V249H14ZM118 250H119V249H118ZM150 250H151V249H150ZM182 250H183V249H182ZM215 250H217V248H215ZM5 251H6V249H5ZM17 251H18V250H17ZM46 251H47V250H46ZM46 251L44 252L45 254H46ZM193 251H194V250H193ZM213 251H214V250H213ZM232 251H234V250H232ZM236 251H237V250H236ZM249 251H250V250H249ZM10 252H11V249H10ZM91 252H92V251H91ZM182 252H183V251H182ZM200 252H201V251H200ZM208 252H209V251H208ZM253 252H254V251H253ZM18 253H19V252H18ZM44 253H43V254H44ZM60 253H61V252H60ZM155 253H156V252H155ZM13 254H14V253H13ZM20 254H21V253H20ZM73 254H74V253H73ZM108 254H109V253H108ZM128 254H129V253H128ZM179 254H180V253H179ZM189 254H190V253H189ZM211 254H212V253H211ZM228 254H229V252H228ZM228 254H227V255H228ZM14 255H15V254H14ZM50 255H51V254H50ZM99 255H100V254H99ZM120 255H121V254H120ZM181 255H182V254H181ZM185 255H186V254H185ZM250 255H251V254H250ZM55 256H56V255H55ZM157 256H158V255H157ZM193 256H194V255H193ZM221 256H223V255H221ZM255 256H256V255H255ZM260 256H261V254H260ZM45 257H46V256H45ZM110 257H111V256H110ZM190 257H191V256H190ZM211 257H212V255H211ZM219 257H220V256H219ZM224 257H225V256H224ZM12 258H13V257H12ZM38 258H39V256H38ZM43 258H44V257H43ZM58 258H59V257H58ZM124 258H126V257H124ZM157 258H158V257H157ZM184 258H185V257H184ZM214 258H215V257H214ZM252 258H253V257H252ZM160 259H161V258H160ZM211 259H212V258H211ZM224 259H225V258H224ZM248 259H249V258H248ZM59 260H60V259H59ZM74 260H75V258H74ZM95 261H96V260H95ZM161 261H162V260H161ZM186 261H187V260H186ZM219 261H220V260H219ZM256 261H257V260H256ZM256 261H255V262H256ZM78 262H79V261H78ZM121 262H122V261H121ZM190 262H191V261H190ZM8 263H9V262H8ZM96 263H97V262H96ZM119 263H120V262H119ZM207 263H208V262H207ZM210 263H211V262H210ZM251 263H252V262H251ZM256 263H259V262H256ZM15 264H16V263H15ZM81 264H82V263H81ZM120 264H121V263H120ZM231 264H232V263H231Z\"/></svg>", "mask_w": 264, "mask_h": 264}]
</instances>
